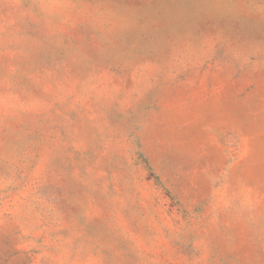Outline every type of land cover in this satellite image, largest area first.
Masks as SVG:
<instances>
[{"label":"rangeland","instance_id":"obj_1","mask_svg":"<svg viewBox=\"0 0 264 264\" xmlns=\"http://www.w3.org/2000/svg\"><path fill=\"white\" fill-rule=\"evenodd\" d=\"M0 264H264V0H0Z\"/></svg>","mask_w":264,"mask_h":264}]
</instances>
